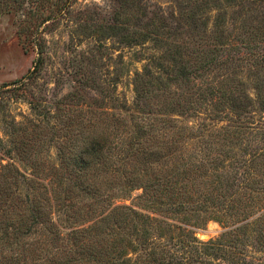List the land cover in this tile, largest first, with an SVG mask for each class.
I'll use <instances>...</instances> for the list:
<instances>
[{
	"label": "rangeland",
	"instance_id": "obj_1",
	"mask_svg": "<svg viewBox=\"0 0 264 264\" xmlns=\"http://www.w3.org/2000/svg\"><path fill=\"white\" fill-rule=\"evenodd\" d=\"M39 44L44 60L34 76ZM263 53L264 0H0V87L31 76L22 81L18 95L0 97V139L14 130L18 142L23 129H33L35 116L27 100L47 110L52 124L59 109L77 111L64 106L63 100L77 86L75 72L84 71L92 79V89L85 94L89 104H102L108 95L105 107L124 103L131 107L135 74L149 70L154 78L161 77L160 86L166 85L150 88L151 136L168 141L187 129L183 136L188 137L179 149L186 158L196 156L193 162L203 168L181 192L197 206V200L212 191L207 184L216 173L231 174L233 169L243 175L251 168L253 181L264 182ZM156 67L167 68L169 85ZM183 67L192 71L190 78L179 76ZM221 94L226 98L222 111ZM243 96L252 103L242 121H236L228 111L230 97ZM83 110L86 117L96 111L94 107ZM108 112L118 115L116 110ZM216 115L220 119L211 121ZM122 119L130 122L129 113ZM49 138L35 139L25 161L14 159L22 172L29 174V166L36 162H57V143ZM250 157L253 162L248 163ZM239 164L245 166L234 170ZM141 193L136 189L125 204L153 215V208L136 202ZM247 212V219L227 216L222 222L207 221L193 230V237L204 245L230 231L221 240L232 253L229 260L244 264L240 257L244 254L247 260L264 257V230L258 235V228L250 225L264 210ZM245 224L248 228H242ZM213 264L231 263L219 259Z\"/></svg>",
	"mask_w": 264,
	"mask_h": 264
},
{
	"label": "trees",
	"instance_id": "obj_2",
	"mask_svg": "<svg viewBox=\"0 0 264 264\" xmlns=\"http://www.w3.org/2000/svg\"><path fill=\"white\" fill-rule=\"evenodd\" d=\"M37 47L34 76L44 60L41 44ZM261 59L264 61V53ZM156 69L169 85L172 80L167 68ZM191 74L183 67L179 76L190 78ZM30 78L1 86L0 97L18 95L22 81ZM91 80L86 72H75L77 86L63 100L64 106L78 110L59 109L53 124L46 118L47 110L23 96L35 116L31 133L23 129L24 140L17 142L15 131L10 130L4 133L5 140L0 139V264H213L219 259L236 264L229 260L232 253L221 241L230 231L201 245L193 230L210 220L222 222L227 216L247 219L248 209L264 210V186L258 187L264 182L253 181L251 168L243 175L233 169L232 175L222 171L207 184L212 191L192 206L181 191L191 180L193 183V174L203 165L193 162L196 156L186 158L179 149L188 137L183 136L187 129L168 141L151 136L150 88L166 87L160 86L161 77L154 78L149 70L137 72L131 107L125 103L105 107L108 95L103 96L102 104L86 102ZM219 100L222 111L226 98L221 94ZM251 103L247 96L230 97L228 111L242 121ZM93 107L96 111L88 110L91 116H82L83 109ZM108 110H116L118 115ZM128 113L130 122L122 119ZM215 117L220 119L216 115L211 121ZM48 135L56 140L57 162H36L29 166V174L22 172L14 159H28L35 139L42 141ZM244 166L239 164L234 170ZM136 189L142 190L136 202L153 208V215L125 204ZM257 218L250 225L261 235L264 214ZM240 257L244 264H264L263 256Z\"/></svg>",
	"mask_w": 264,
	"mask_h": 264
}]
</instances>
